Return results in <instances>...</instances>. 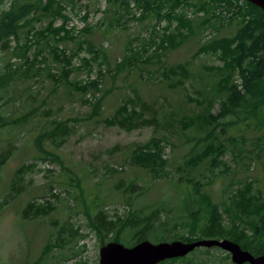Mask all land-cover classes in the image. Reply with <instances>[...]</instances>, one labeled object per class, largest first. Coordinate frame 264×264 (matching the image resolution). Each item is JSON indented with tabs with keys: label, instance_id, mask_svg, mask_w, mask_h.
<instances>
[{
	"label": "rangeland",
	"instance_id": "obj_1",
	"mask_svg": "<svg viewBox=\"0 0 264 264\" xmlns=\"http://www.w3.org/2000/svg\"><path fill=\"white\" fill-rule=\"evenodd\" d=\"M196 1H183L174 7L166 3L163 10L188 20L209 19L198 35L165 51L159 62L140 61L137 66L115 76L105 73L99 93L90 90L83 95L67 84L56 83L50 77L49 69L51 73H59L61 64L54 62L48 53H45L48 62L40 63L43 68L36 76L27 79L18 76L20 78L9 85L4 93L9 97L3 113L11 122L0 130V152L12 148L0 175V264H99L103 241L89 224V213L95 216L101 208L107 211L109 219L124 217L132 204L135 208L141 205L162 207L161 220L172 214L183 197L177 182L186 172L180 165L194 145L196 135L191 129L181 130L174 119L198 112L202 106L190 97L199 100L202 93L207 94L211 81L216 78L210 67L221 64L214 54L195 56V53L201 43L217 36H232L236 22L249 13L246 0H213L217 3H210L208 9L196 8ZM129 3V11H120L123 14L120 22L111 23L109 10L112 5L106 0L63 2V13L68 16L67 28L79 37L87 21L93 27L88 38L96 48L106 51L109 62L104 66L108 69L114 68L127 55L129 42L134 50H142L145 45L146 51L142 53L148 56L157 51L165 37L164 30L171 32L178 25L174 20L169 27L168 18L158 19L154 14L141 21L142 8L135 0ZM9 4L10 0H0V13ZM58 7L54 5L55 9ZM52 14L35 23L36 27L47 26ZM86 15L87 19L84 18ZM62 21L63 18L58 16L54 25L60 26ZM24 36L25 30L20 34L21 38ZM59 46L75 47L69 41L61 42ZM89 54L82 50L73 63L76 65ZM7 60L20 63L0 48V67ZM162 62L168 66L187 65L191 75L185 81V87L169 86L158 70ZM87 77L88 71L84 69H74L71 73V80L85 81ZM102 94L101 112L91 116L94 101ZM136 94L149 107L144 109L145 116L160 123L158 131L154 123L126 130L106 121L124 99ZM138 108L142 109L139 104ZM28 114L30 116L24 119ZM54 120H64L71 125L72 131L65 142L47 135L53 129ZM169 123L173 124L169 127ZM41 133L45 136L38 145L37 138ZM162 136L170 139L161 142L167 165L162 176L154 177L147 168L133 163L131 156L151 138ZM226 136H230L231 141L223 159L229 169L219 166L212 176L207 167L202 168L200 178L206 182L204 190L214 201L220 202L232 189L253 181L256 191L264 196V125L259 126L255 119L241 121L229 129ZM131 182L135 192L124 191V186ZM29 202L47 206L48 212L33 218L23 217L22 211ZM165 235L174 237L170 231ZM107 239L105 237L104 241ZM49 242L58 245L47 250ZM232 262L231 254L219 247H201L185 259L167 264Z\"/></svg>",
	"mask_w": 264,
	"mask_h": 264
},
{
	"label": "trees",
	"instance_id": "obj_2",
	"mask_svg": "<svg viewBox=\"0 0 264 264\" xmlns=\"http://www.w3.org/2000/svg\"><path fill=\"white\" fill-rule=\"evenodd\" d=\"M64 1L10 0L9 7L0 13V48L8 51L11 57L20 60L18 64L7 60L0 67V130L5 129L11 122V120L7 121L3 113L9 97L4 93L16 78L27 79L36 76L43 68L40 63H47L49 60L45 53L51 54L53 61L61 64L59 73H51L49 69V75L56 83L67 84L83 95L90 90L96 94L102 91L105 73L109 72L115 76L125 69L137 66L140 61L159 62L165 51L180 46L190 36L198 35L209 21L206 18L194 21L183 16L175 17L163 10L166 3L174 7L187 0H135L137 6L142 8L139 17L141 21L154 14L158 19L168 18L169 27L174 20L178 21V25L171 32L168 29L164 30L165 37H162L157 51L148 56L142 53L146 51L145 45L141 47L142 50H134L132 42H129L127 55L114 68L108 69L104 66L109 62L106 51L103 48H96L88 38L93 27L86 21L79 37L67 28L68 16L63 13ZM70 1L75 3L76 0ZM106 1L112 5L109 10L112 14L111 23L120 22L123 17L120 11L130 10V0ZM210 3L213 5L217 2L197 0L194 6L208 9L211 7ZM245 3L249 7V13L236 22L235 33L232 36H217L206 43H201L195 53V56L205 53L214 54L221 64L210 67L215 71L216 78L211 81L207 94L202 93L199 100L190 97L202 106L198 112L184 115L178 120L174 119L181 130L191 129L196 134L194 145L180 165V169L186 172L177 182L183 197L176 204L172 214L165 215L164 220H161L162 207L155 205H141L135 208L131 204L129 213L124 217L115 216L111 219L105 209L99 208L95 216L89 213V224L100 235L103 245L116 241L132 246L145 239H154L153 241L156 242L164 240L192 242L203 238H228L254 255L264 254V196L260 191H256L253 181H247L232 189L226 198L217 202L204 190L206 182H202L200 178L202 175L200 170L204 167H207L212 176L217 173L215 170L219 166L229 169L223 159L229 149L228 142L231 141L230 136H226L229 129L249 119H255L259 126L264 125V11L248 1ZM56 4L59 7L55 9ZM51 13L53 18L47 26L36 27L35 23ZM58 16L62 17L63 21L60 26H55L54 20ZM87 16L84 18L87 19ZM24 30L25 36L21 38L20 34H23ZM67 41L74 43V49L59 46L61 42ZM13 42L15 45H12ZM82 50H86L90 56L83 57L81 62L75 65L73 60ZM97 64L98 68H95ZM74 69L87 70L89 75L87 80H71ZM158 70L161 71L162 78L172 87H185V81L191 75L187 65L183 63L168 66L162 62ZM102 100L103 94L94 101L91 116L100 114ZM138 104L142 109L138 108ZM216 105L218 107L215 111ZM147 108H149L147 104L136 94L135 97L124 99L112 117L106 121L109 125H118L126 130L154 123L157 124L156 131H158L161 125L155 118L145 116L144 109ZM30 115L28 114L24 119ZM52 124L53 129L47 135L52 136L53 139L60 138L61 143L65 142L72 131L71 125L64 120H54ZM172 124L169 123V127ZM169 127L164 128L170 130ZM43 133L37 138L38 145L45 136ZM164 139L170 140L166 136L153 137L144 146L136 148L131 156L132 162L147 168L154 177L162 176L167 165L161 145ZM11 153V146L0 152V175ZM119 188L123 187L119 186ZM134 190L133 182L124 186L126 192L133 193ZM47 212V206L29 202L23 209L22 215L25 218H33ZM168 231L173 232L174 237L167 238L165 234ZM105 237L108 238L106 241H104ZM57 245V242H49L46 248L49 250ZM183 259L185 256L167 259L158 264Z\"/></svg>",
	"mask_w": 264,
	"mask_h": 264
},
{
	"label": "water",
	"instance_id": "obj_3",
	"mask_svg": "<svg viewBox=\"0 0 264 264\" xmlns=\"http://www.w3.org/2000/svg\"><path fill=\"white\" fill-rule=\"evenodd\" d=\"M264 11V0H246ZM200 247H219L231 254L235 264H264V254L254 255L228 238H203L192 242L182 240L152 242L142 240L132 246L111 241L99 250V264H158L164 260L184 257Z\"/></svg>",
	"mask_w": 264,
	"mask_h": 264
}]
</instances>
